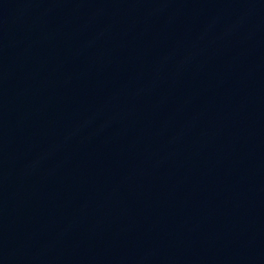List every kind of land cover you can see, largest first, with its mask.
I'll list each match as a JSON object with an SVG mask.
<instances>
[{
    "label": "water",
    "instance_id": "1",
    "mask_svg": "<svg viewBox=\"0 0 264 264\" xmlns=\"http://www.w3.org/2000/svg\"><path fill=\"white\" fill-rule=\"evenodd\" d=\"M0 264H264V81L0 4Z\"/></svg>",
    "mask_w": 264,
    "mask_h": 264
}]
</instances>
